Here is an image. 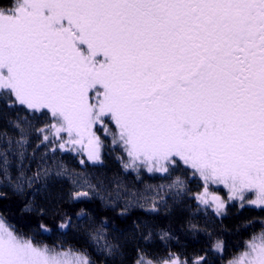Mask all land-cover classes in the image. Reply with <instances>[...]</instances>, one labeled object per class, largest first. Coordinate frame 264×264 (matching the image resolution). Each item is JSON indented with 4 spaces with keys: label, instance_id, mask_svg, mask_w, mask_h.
<instances>
[{
    "label": "snow or ice",
    "instance_id": "snow-or-ice-1",
    "mask_svg": "<svg viewBox=\"0 0 264 264\" xmlns=\"http://www.w3.org/2000/svg\"><path fill=\"white\" fill-rule=\"evenodd\" d=\"M0 124V201L5 189L24 196L39 183L33 196L47 202H25L41 221L35 235L0 211V264H126L130 246L132 264H213L222 239L194 258L151 257L157 225L132 217L159 215L167 202L146 193L191 194L189 180L199 181L198 211L225 214L217 185L227 201L264 211V0H0ZM33 134L47 151L28 176ZM63 155L85 169L114 155L136 181L147 173L170 183L144 191L118 177L93 183L106 174L56 164ZM96 198L102 212L87 207ZM259 223L228 264H264ZM200 231L189 220V234ZM45 233L59 247L36 239ZM69 234L84 246L65 248ZM172 238L161 229V241Z\"/></svg>",
    "mask_w": 264,
    "mask_h": 264
},
{
    "label": "trees",
    "instance_id": "trees-1",
    "mask_svg": "<svg viewBox=\"0 0 264 264\" xmlns=\"http://www.w3.org/2000/svg\"><path fill=\"white\" fill-rule=\"evenodd\" d=\"M109 163L108 168L122 172L119 165L114 163H112L113 165H110ZM189 185L194 191L200 188L198 180H189ZM6 191H8V198L0 201V211L4 212L8 223L15 226L22 233L35 235L34 230L38 228V224L41 222L40 218L35 212L24 211L25 202L32 201V198H34V192L31 193L32 191L29 188H25V195L19 196L12 190ZM41 194L42 199H39L41 200L39 204L44 205L47 202L44 194ZM80 206L84 207L85 205L82 204ZM87 207L90 210L96 209L101 212L103 211L101 201L98 198H96L91 204L87 205ZM134 211L136 215L132 217V220H136L137 217L141 220H154L157 225L156 229L170 231L173 237L167 242L158 241V243H153L147 249V251L151 254V257H162L171 251L183 253L186 257L194 258L196 253H200L201 249L208 248L211 241L219 238L225 241L227 245L224 255L217 258V261L218 263L220 262V264H225V260L234 256L236 250L243 249L248 238V232L258 229L259 227L256 225H258L259 219L264 218V211H258L255 207H245L243 209L233 207L230 212L225 213L222 218L218 219L216 224H203L198 226L201 231L194 237L189 234V219H186L181 213H175L174 211L166 212L161 210L159 215L149 216L140 209H136ZM100 218L104 219L105 217L101 215ZM248 221H253V223L249 225ZM46 222L48 226L52 228H54L56 223H58V221H55L52 216H48L46 218ZM131 223L132 221H128L127 226L130 227ZM209 234H211V240ZM36 239L43 244L53 247H59L60 245V240L56 236L48 233L36 235ZM65 239V248L72 246L80 248L84 246V241L82 239H74L72 234H69ZM89 250L91 251V249ZM134 258L135 251L130 246L128 249V257L126 258L129 262L126 261V264H132Z\"/></svg>",
    "mask_w": 264,
    "mask_h": 264
},
{
    "label": "rangeland",
    "instance_id": "rangeland-1",
    "mask_svg": "<svg viewBox=\"0 0 264 264\" xmlns=\"http://www.w3.org/2000/svg\"><path fill=\"white\" fill-rule=\"evenodd\" d=\"M3 125L0 124V127ZM40 144V138L33 134L32 136L29 137V145L27 146V152L26 155L29 157H34L33 160L27 162L29 163L30 167L29 170H27L26 175L31 176L34 172L37 170V164L40 161V157L47 151L43 145H41L39 148H37V145ZM35 150V152L33 151ZM50 155V154H49ZM110 162V163H109ZM109 164L113 165L112 163L119 165L118 161H116L115 156H110ZM62 163L65 167H67L70 170H75L76 172H84V173H105V176H99L98 178L96 176H93L92 182L97 183L98 179L103 180L106 184L113 178V177H118L121 179L126 185L130 186L133 191H144L145 186L147 184L151 185H159L162 183H170V181H164L159 178H153L150 174L145 173L143 177V183L136 181L135 180V174H125L118 170L108 168V163L106 167L102 169H81L78 165L71 164L66 161V158L64 157H58L56 164ZM49 167L53 168V171L57 170L55 166H53V163L51 160H49L48 165ZM120 166V165H119ZM15 174V173H14ZM180 174V173H179ZM177 173V175H179ZM71 184V181L65 178L64 180V189L66 190ZM114 186V185H113ZM39 187V183L37 185H34L33 188H29L32 192H36V188ZM27 188V187H26ZM189 188L191 189V194H184L180 197H175L173 194V190H169L167 188L162 189V190H157V191H149L146 193L149 197L155 196L157 201L160 200L162 197L164 201L167 202L168 208L167 209H162L166 212H175V213H181L182 216H184L186 219L191 220L193 223H196L198 226L203 225V224H216L218 222V219L222 218L224 214H217L216 210L214 207L211 208H205V206L200 205L199 211L197 210V201L192 198L195 193L201 191V188L196 189L195 191L192 190L191 186L189 185ZM28 189V188H27ZM10 190L11 189H6ZM212 190L222 198L226 200V205H225V213L230 212V210L234 208L238 209H243L240 207V203L237 202H232V201H227V190L223 188L222 185H217V186H212ZM42 192L36 193V197L32 198V201L35 203L39 204L42 199ZM245 207H254V206H245ZM244 207V208H245ZM161 230L156 229L157 236L154 239L153 243H158L161 240L159 239V233ZM152 243V244H153ZM155 246V245H154ZM224 255V254H223ZM131 257V256H130ZM230 260L232 259H226L225 264H227ZM129 262L128 260H126Z\"/></svg>",
    "mask_w": 264,
    "mask_h": 264
},
{
    "label": "flooded vegetation",
    "instance_id": "flooded-vegetation-1",
    "mask_svg": "<svg viewBox=\"0 0 264 264\" xmlns=\"http://www.w3.org/2000/svg\"><path fill=\"white\" fill-rule=\"evenodd\" d=\"M62 157L66 158V161H67V162H69V163H71V164L73 163V164H75V165H78V166L82 169V167H81L80 164H79L78 159L74 158V157L71 156V155H63ZM109 160H110V157H107L106 160H105V164H106V165H107V163L109 162ZM83 169H85V168H83ZM87 169H90V168H87ZM87 169H86V170H87ZM256 226H258L259 228L256 229V230H254V231H250V232H248V234H247V235H248V238H247L246 242L250 241L251 238H252V236H253L254 234H258V233L260 232V230H261V225H260V223H258V225H256ZM246 242H245V244H246ZM245 244H244L243 249H240V250H236V251H235L234 256L237 255V254H239V253H241V252H243V251L245 250ZM223 254H224V252L221 253V254H214V255L212 256V258H213V259H212V260H213V264H220V262L218 263L217 258H218V257H221ZM234 256H232V258H233ZM232 258H230V259H232ZM227 264H228V263H227Z\"/></svg>",
    "mask_w": 264,
    "mask_h": 264
}]
</instances>
